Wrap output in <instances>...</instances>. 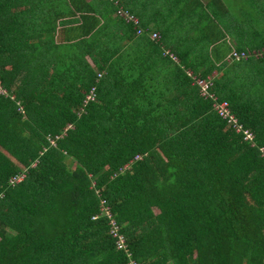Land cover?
<instances>
[{"label": "trees", "instance_id": "obj_1", "mask_svg": "<svg viewBox=\"0 0 264 264\" xmlns=\"http://www.w3.org/2000/svg\"><path fill=\"white\" fill-rule=\"evenodd\" d=\"M114 1L0 0V264H264L256 12ZM209 74L240 130L193 82Z\"/></svg>", "mask_w": 264, "mask_h": 264}, {"label": "built area", "instance_id": "obj_2", "mask_svg": "<svg viewBox=\"0 0 264 264\" xmlns=\"http://www.w3.org/2000/svg\"><path fill=\"white\" fill-rule=\"evenodd\" d=\"M118 14L125 17L126 19H130L133 20L134 22H137V19L134 15H132L131 13H129L126 9L124 8H119L118 9ZM137 28V32L140 33L142 30L140 27H136ZM151 37H156L158 34L156 31H152L149 33ZM252 52L254 53V55H261L264 53V46L260 47L257 50L252 49ZM232 56L237 57H246L248 55L247 51H236L233 50L232 51ZM188 74H191V71H187ZM97 75L99 76L100 73L98 72ZM193 82L198 84L200 87V92L202 95L204 96H209L211 97L214 102H213V106L215 107L216 111L218 112V114L224 118H226L228 121L232 122V125L235 127V130H240L241 129V125L239 123H237L236 118L234 117V115L230 112L229 106H228V102L225 99L222 100H218L216 98L215 95H213V93L210 91V88L212 86V77L211 76H206V78H201L198 76H193ZM0 94H6V89L2 86L1 84V80H0ZM95 98V86L92 85L90 87V89L88 90V92L85 94L84 98H83V103H86L89 100H93ZM82 109V107H80ZM68 126H71V124H68ZM64 133V131L62 132ZM243 133L244 136L243 138L246 139H250L252 138V134L248 129H243ZM59 135L56 134L54 136L47 134L46 138L49 140V142L54 145L55 144V139L58 137ZM263 151V147L260 148ZM264 152V151H263ZM24 176V172H19L17 174L12 175L11 177H9L8 181L11 184H14L15 182L19 181L20 179H22V177ZM106 213H108V210L106 209ZM109 215V213H108ZM110 223L112 224V231H114L116 233V229H117V225L114 224V221L112 219H110ZM117 246L118 247H122L125 245L124 243V237L122 234L117 233ZM129 264H136L134 260H130Z\"/></svg>", "mask_w": 264, "mask_h": 264}, {"label": "crops", "instance_id": "obj_3", "mask_svg": "<svg viewBox=\"0 0 264 264\" xmlns=\"http://www.w3.org/2000/svg\"><path fill=\"white\" fill-rule=\"evenodd\" d=\"M117 1L118 0H115L114 2H117ZM143 1H145V3H147V4H149V6L146 7V10H147L148 13H151V18L154 19V18H160L159 15H161L162 17H165V13H162V12H164V10L163 11L155 12L156 9H158V8L159 9H161V8L163 9V6H164L163 4L168 3V2H172V1H175L176 2L178 0H143ZM186 1H188V0H186ZM189 1L193 2L194 4L196 3V4L203 5L204 8L206 7V4L208 3V0H189ZM136 2L139 3L138 1H136ZM223 2L230 3V4H234V5H236V7L238 5V9H236L234 11V14L237 15V16L239 15L238 17H239L240 20H246V19H248V16L249 15H246V13L244 11H250L251 10V11H255L256 12L257 17H258L256 20H258L259 25H260V28L254 29V30L249 29V31H248L245 27H243L246 31H243L242 33H239V35L243 36V37H241L242 39L248 40L253 34L255 35V33L259 29H261V33L264 35V0H223ZM120 7L123 8L122 6L117 7V9H115L114 15L120 16L126 22L132 23L135 27H139V17H138V15H136L135 12H132L129 8H124L129 13H131L132 15H134L136 17L137 22H134L133 20H130V19H126L125 17H123V16H121V15L118 14V9ZM152 14H154V15H152ZM156 15H158V16H156ZM159 24H160V28L162 29V25L164 27V24L161 23V22H159ZM150 25H154V23L151 22ZM152 31L158 32V30H152ZM152 31L148 30V33L152 32ZM170 33L171 34H175L173 31H170ZM235 35H236L235 32H233L232 34L229 33V32H225L226 41L231 45L230 46L231 47L230 51L231 50L232 51L233 50H236V48H233L234 47L233 44L235 42V38H234ZM260 46H262V45H260ZM245 50H247V49H245ZM246 57H243V59L246 58ZM226 58H229V56H226ZM187 71H188V69H187ZM206 76H208V75H206ZM82 103H83V101H82Z\"/></svg>", "mask_w": 264, "mask_h": 264}, {"label": "rangeland", "instance_id": "obj_4", "mask_svg": "<svg viewBox=\"0 0 264 264\" xmlns=\"http://www.w3.org/2000/svg\"><path fill=\"white\" fill-rule=\"evenodd\" d=\"M231 53H232V51H230V52L227 54V56L232 55ZM67 161H68V163H69L70 165H72V161H69V160H67Z\"/></svg>", "mask_w": 264, "mask_h": 264}, {"label": "clouds", "instance_id": "obj_5", "mask_svg": "<svg viewBox=\"0 0 264 264\" xmlns=\"http://www.w3.org/2000/svg\"><path fill=\"white\" fill-rule=\"evenodd\" d=\"M209 76H211L212 77V82H213V75L212 74H209ZM212 87V86H211ZM211 89V88H210ZM211 91V90H210ZM212 92V91H211ZM213 93V92H212ZM213 95H215L214 93H213ZM216 96V95H215ZM216 98H217V96H216ZM218 99V98H217ZM213 100V99H212Z\"/></svg>", "mask_w": 264, "mask_h": 264}]
</instances>
